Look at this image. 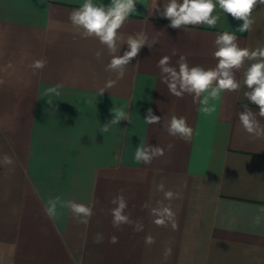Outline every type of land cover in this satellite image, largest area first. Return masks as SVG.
<instances>
[{
  "label": "crops",
  "instance_id": "crops-1",
  "mask_svg": "<svg viewBox=\"0 0 264 264\" xmlns=\"http://www.w3.org/2000/svg\"><path fill=\"white\" fill-rule=\"evenodd\" d=\"M84 2L0 0V160L5 154L12 159L0 163V264H264V138L246 133L238 118L245 104L259 111L244 95V72L254 61L235 72L238 91L215 98L205 92L197 102L189 94L172 95L157 67L162 56L177 66L183 55L190 66L214 68V41L223 32L234 33L241 48L264 47V6L254 9L251 29L240 33L235 29L243 21L218 5L215 27L175 29L153 10L157 3L163 11L167 0H136L137 11L118 30L119 54L137 33L156 43L151 49L146 43L102 95L117 73L106 70V46L83 37L69 20ZM37 59L47 64L34 75L29 65ZM149 108L160 123L145 122ZM120 110L128 120L102 133ZM173 115L184 116L193 128L190 142L163 129V118ZM257 119L264 126V118ZM141 143L158 145L165 154L151 165L137 162ZM161 182L179 193L164 201L176 213L178 230L153 223L150 209L164 200L157 190ZM121 190L126 212L142 221V232L129 225L113 228L110 200ZM57 197L94 205L89 225L76 224L60 204L50 220L43 208ZM144 203L149 207L142 209ZM96 233H103V243L93 242ZM112 235L118 243L108 242ZM146 235L155 243L146 244ZM166 248L172 250L167 259Z\"/></svg>",
  "mask_w": 264,
  "mask_h": 264
},
{
  "label": "clouds",
  "instance_id": "clouds-1",
  "mask_svg": "<svg viewBox=\"0 0 264 264\" xmlns=\"http://www.w3.org/2000/svg\"><path fill=\"white\" fill-rule=\"evenodd\" d=\"M219 6L223 12L230 14L237 20H242L243 23L235 29L236 32L245 33L251 29L255 23L253 18L254 9L259 6H264V0H167L163 4V11L156 3L153 10L159 12L162 17L170 20V27L181 28L187 25H207L215 27L218 15H212ZM136 0H111L110 5H96L93 0H85V2L77 9L69 13V20L78 29H82L83 37H95L99 42L106 46L111 59L106 65V70L117 73L116 80H108L105 83L101 94L116 85L119 79L124 76V69L129 63L138 56L141 48L147 43L149 49L156 43L155 40L151 44L148 43V37L144 33H137L134 36H129L126 43L128 50L121 56L120 47H118V30L121 29L128 17L136 12ZM153 12V11H152ZM150 13V15L152 14ZM238 37L234 33L223 32L216 36L214 45L216 51L213 57L217 60L214 68H204L200 65L190 66L185 56H180L177 60V66H172L171 57L162 56L157 67L160 69L161 82L167 86L168 91L179 98H183L185 94L193 96V101L197 102L201 94L207 92L211 97H217L220 92H236L240 89L241 84L236 79L235 72L240 70L245 61H254L250 63L244 72V86L248 89L244 93L246 99L257 106L258 113L253 112L247 104L244 105L243 111L238 113L239 123L246 133L259 139L264 138V126H261L257 116L264 118V47L249 49L241 48L236 42ZM100 53H97L99 58ZM47 64L45 59H37L32 62L29 67L33 69V74L37 70H42ZM48 92H55L59 95L56 88H50ZM207 103V99L203 101ZM214 109L205 107V112L213 111ZM113 119L102 127V133L107 132L111 125H118L123 120H128L125 111L120 110L112 113ZM149 125H155L161 122V117L154 115L151 108L147 110V115L144 118ZM163 129L172 137H178L184 142H190L193 136V128L188 125L184 116H171L170 119L163 118ZM173 145H168V150H171ZM165 154V149L160 146H149L147 143H141L136 148L135 160L142 162L144 165H151L154 159L162 157ZM2 164H11L12 159L5 154L0 160ZM157 190L163 193L164 200L156 202V206L150 209L151 215L155 217L153 223L158 227H168L171 225L173 230H178L176 222V213L173 211L170 203L165 204L164 201H172L179 198V193L165 189L161 182L157 185ZM110 203L114 205L109 211L112 216V226L117 231H122L124 225L133 227L134 232H142L144 225L142 221L131 219V213L126 212L128 202L121 190L115 195ZM57 204L69 209L72 218L76 224L89 225L91 218L95 214L93 211L94 205L89 206L83 203H78L74 200L61 201L59 197L45 204L43 211L50 220H55L57 215ZM143 208H148V203L141 205ZM103 211V209H101ZM264 212V209L260 210ZM262 222L260 215L254 218V223L259 226ZM93 242L100 244L104 242L103 233H96L93 237ZM110 244L119 242V237L112 235L109 237ZM144 242L148 245L154 244L155 239L151 235L144 237ZM171 248H166L164 251L165 259L171 255Z\"/></svg>",
  "mask_w": 264,
  "mask_h": 264
}]
</instances>
